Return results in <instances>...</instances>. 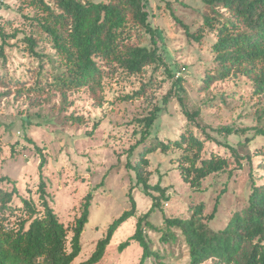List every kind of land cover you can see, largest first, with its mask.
I'll return each mask as SVG.
<instances>
[{"label":"rangeland","instance_id":"obj_1","mask_svg":"<svg viewBox=\"0 0 264 264\" xmlns=\"http://www.w3.org/2000/svg\"><path fill=\"white\" fill-rule=\"evenodd\" d=\"M29 11L21 7L20 0H0V26L8 34L24 29L23 15ZM147 11L150 24L157 29L160 55L177 77H183L186 107L189 111L201 112L200 125L211 129H252L264 125L257 120L260 100L253 95L252 84L245 77L232 76L216 82L206 91L201 90L204 78L216 69L211 52L216 36L206 30L202 41L196 42L188 38L173 15L191 33H196L203 26L206 12L202 0H148ZM143 45L152 46L147 33L143 36ZM46 49L52 51L49 44ZM6 55L5 61L0 57V75L8 72L26 77L29 82L25 89L31 87L34 80L27 70L37 66L35 61L16 50L8 49ZM167 75L163 68L156 72L149 68L133 77L110 75L104 79L98 96L89 89H82L69 93L66 102L58 93L40 97L26 91L17 93L15 88L0 99V177H9L23 197L32 196L39 203L36 191L41 176V154L44 155L46 166L42 176L47 183L49 202L66 226L74 224L86 196L93 193L82 252L73 264L87 261L109 225L130 209L131 186L135 187L136 217L118 229L99 264H138L142 258L143 250L137 242L124 252L119 251V245L134 235L138 218L146 214L153 203L141 186H135V173L126 168V163L130 150L141 138L140 121L155 108H160V112L147 146L157 140L163 143L177 140L186 127L187 119L178 99L171 96L165 104L173 82ZM4 91L7 90L0 87V93ZM76 118L79 120L75 121ZM213 136L249 158L241 168L233 162L227 171L210 176L199 191L183 181L174 163L178 151L164 154L157 150L148 155L151 184L161 179L169 200L163 202V211L158 209L149 218L156 230L147 229L146 235L160 256L148 260L147 264H190L189 250L182 237L174 243L163 242L158 230L164 228L165 215H188L191 207L204 205L203 215L209 216L217 197L226 188L216 218L210 223L213 229H222L236 212L247 207L252 181L264 185V136H255L253 130L246 135L223 137L213 133ZM141 150L142 147L134 152L132 162L137 160ZM211 153L234 161L229 151L216 144H207L206 154ZM104 178V184L98 187ZM4 187L10 188L8 184ZM15 203L21 205L18 198ZM10 219L14 222L16 218ZM176 234L180 236L178 231ZM204 264L215 263L210 260Z\"/></svg>","mask_w":264,"mask_h":264},{"label":"trees","instance_id":"obj_2","mask_svg":"<svg viewBox=\"0 0 264 264\" xmlns=\"http://www.w3.org/2000/svg\"><path fill=\"white\" fill-rule=\"evenodd\" d=\"M202 1L206 12L203 26L196 33H191L173 15L188 38L196 42L202 41L206 30L216 36L211 46L216 69L204 78L201 90L206 91L216 82L232 76L245 77L252 84L253 95L260 100L257 120L260 124L264 123V0ZM20 2L21 7L30 10L23 15L24 29L8 34L0 26V57L3 61L7 60L6 50L10 49L34 60L37 66L27 70L34 81L31 87L25 89L29 82L26 77H16L8 72L0 75V87L7 90L0 93V99L10 95L11 88H15L17 93L26 91L40 97L58 93L65 102L69 93L82 89H89L98 96L106 77L138 76L149 68H153L154 72L163 68L173 81L165 104L169 103L171 96L178 99L187 119L184 131L177 140L168 143L157 140L147 146L160 112V108H155L140 121L141 138L130 150L126 163V168L135 173V186H141L153 203L150 210L138 218L134 235L119 245V251L124 252L137 242L143 250L138 264L157 259L160 254L153 250L146 230H156L149 218L156 210L163 211L162 204L169 200V196L167 188L161 185V179L157 184H151L148 155L157 150L164 154L178 151L174 163L183 181L199 191L210 176L227 171L233 162L241 168L244 160L249 158L241 156L228 143L219 141L213 133L230 137L246 135L253 130L255 136H264V125L252 129H211L198 123L201 112L189 111L186 107L183 77H177L160 55L157 29L149 21L148 0ZM145 33L150 35L151 47L143 45ZM20 34L21 38L18 37ZM47 44L51 52L46 51ZM249 140L246 138V142ZM207 144L225 148L234 161L222 155L206 154ZM140 147L142 150L137 160L132 162L131 157ZM45 166L46 158L41 154V176L36 191L39 203L32 196L23 197L9 177H0V264H73L82 252L93 193L86 196L74 224L66 226L50 205L47 183L42 176ZM104 180L98 187L104 184ZM5 184L10 188H5ZM134 188L131 186L128 192L130 209L109 225L91 257L82 264H99L118 229L136 217ZM226 192V188L221 191L209 216L203 215L204 205L191 207L188 215H165L164 228L158 230L163 242L174 243L182 237L189 250L190 264H204L210 260L215 264H264V185L252 181L247 207L236 212L224 228L215 230L210 223L215 220L221 198ZM16 198L20 200V206L15 203ZM13 216L16 218L14 222L10 219Z\"/></svg>","mask_w":264,"mask_h":264}]
</instances>
